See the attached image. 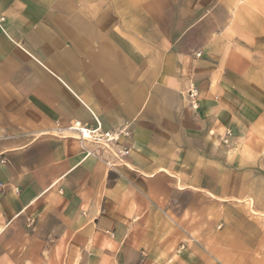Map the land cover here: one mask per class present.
I'll return each instance as SVG.
<instances>
[{
    "label": "crops",
    "instance_id": "1",
    "mask_svg": "<svg viewBox=\"0 0 264 264\" xmlns=\"http://www.w3.org/2000/svg\"><path fill=\"white\" fill-rule=\"evenodd\" d=\"M253 214L264 0H0V264H218Z\"/></svg>",
    "mask_w": 264,
    "mask_h": 264
},
{
    "label": "built area",
    "instance_id": "2",
    "mask_svg": "<svg viewBox=\"0 0 264 264\" xmlns=\"http://www.w3.org/2000/svg\"><path fill=\"white\" fill-rule=\"evenodd\" d=\"M188 96L194 99L196 90H190ZM94 121V127H88L78 121H71L65 127H57L56 132L59 136H62L63 133L72 134L86 156L101 160L107 169L112 170L116 163L123 162L129 155V148L126 143H120V138L128 139L129 133L127 128L120 132H105L102 130L100 123L96 119ZM87 146H90V148Z\"/></svg>",
    "mask_w": 264,
    "mask_h": 264
},
{
    "label": "rangeland",
    "instance_id": "3",
    "mask_svg": "<svg viewBox=\"0 0 264 264\" xmlns=\"http://www.w3.org/2000/svg\"><path fill=\"white\" fill-rule=\"evenodd\" d=\"M245 211V209H243ZM255 218L263 220H255L258 231L254 228L246 227L243 231L244 242H237V246L231 247L236 252H226L215 257L218 258V264H264V216L258 214Z\"/></svg>",
    "mask_w": 264,
    "mask_h": 264
},
{
    "label": "bare ground",
    "instance_id": "4",
    "mask_svg": "<svg viewBox=\"0 0 264 264\" xmlns=\"http://www.w3.org/2000/svg\"><path fill=\"white\" fill-rule=\"evenodd\" d=\"M68 134H70V133H68ZM72 137H74L72 134H70Z\"/></svg>",
    "mask_w": 264,
    "mask_h": 264
}]
</instances>
